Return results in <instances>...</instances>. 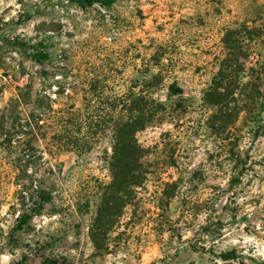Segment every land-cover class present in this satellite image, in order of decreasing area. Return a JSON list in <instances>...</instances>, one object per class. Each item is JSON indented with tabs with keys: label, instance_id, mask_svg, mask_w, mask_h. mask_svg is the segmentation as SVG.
I'll return each instance as SVG.
<instances>
[{
	"label": "rangeland",
	"instance_id": "1",
	"mask_svg": "<svg viewBox=\"0 0 264 264\" xmlns=\"http://www.w3.org/2000/svg\"><path fill=\"white\" fill-rule=\"evenodd\" d=\"M235 46L250 55L244 69L264 61V0H0V264H264V128L254 140L241 113L249 164L230 185L201 100ZM145 72L160 73L145 93L157 115L137 134L149 173L106 231L95 219L113 191L110 139L79 155L54 136L88 101L146 90ZM22 185L53 196L17 230Z\"/></svg>",
	"mask_w": 264,
	"mask_h": 264
},
{
	"label": "trees",
	"instance_id": "2",
	"mask_svg": "<svg viewBox=\"0 0 264 264\" xmlns=\"http://www.w3.org/2000/svg\"><path fill=\"white\" fill-rule=\"evenodd\" d=\"M86 1L88 4L100 2L105 6H111L114 2V0ZM20 46L27 48L30 45L21 42ZM37 46H41L42 50L31 54V57L39 63L49 60L50 53L46 50L48 46L44 43ZM31 48L36 49L33 46ZM241 54V48L235 46L234 52L222 61L201 99L202 104L211 112L205 126L216 136L219 162L220 164L228 162L233 170L229 178L230 185L241 182L249 164L248 157H242L239 150L243 135L238 132L236 124L241 113L248 112L246 127L254 140L261 136L264 128V86L260 67L264 61L261 62L259 59L255 66L244 69L245 63L242 60H249L250 55ZM159 76L160 73L145 72L140 75L138 86L147 87L146 90L120 93L116 102L108 101L102 108L88 101L83 110L70 111L59 120L54 137L59 140L61 149L76 151L81 155L91 151L103 136L110 139L111 150L107 162L112 176L113 191L105 195L97 208L95 222L99 229H106L108 225L114 223L112 220L114 217L122 215V210L132 204L134 188L142 187L147 180L149 171L144 161L146 153L139 143L137 134L146 129L157 115V111L151 109L145 93L152 87V83H147L148 80L157 82ZM170 90L176 95L184 92V89L176 84L170 85ZM19 195L22 211L18 217L17 230L28 226L53 196L43 185L34 187L22 185ZM27 198L32 203L31 207L25 203ZM116 200L119 201L118 205L114 202ZM238 256L234 251L220 253L223 260L236 259ZM26 260L23 259L22 264ZM44 263L56 264L48 258L44 259Z\"/></svg>",
	"mask_w": 264,
	"mask_h": 264
}]
</instances>
